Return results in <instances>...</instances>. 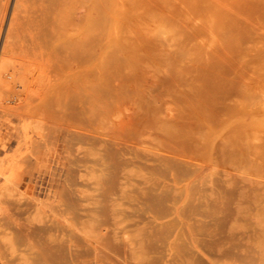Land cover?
<instances>
[{
  "label": "rangeland",
  "instance_id": "rangeland-1",
  "mask_svg": "<svg viewBox=\"0 0 264 264\" xmlns=\"http://www.w3.org/2000/svg\"><path fill=\"white\" fill-rule=\"evenodd\" d=\"M20 1L0 57L46 82L0 75V264H257L263 4Z\"/></svg>",
  "mask_w": 264,
  "mask_h": 264
},
{
  "label": "bare ground",
  "instance_id": "bare-ground-1",
  "mask_svg": "<svg viewBox=\"0 0 264 264\" xmlns=\"http://www.w3.org/2000/svg\"><path fill=\"white\" fill-rule=\"evenodd\" d=\"M15 1H16V0H15ZM19 1H20V0H19ZM26 1H27V0H26ZM55 1L58 2V0H55ZM55 1H54V3H53V0H52V1L49 0L48 2H46V3H47V6H48V5H51V6H52L51 3H53V4L55 5ZM62 1H63V0H62ZM245 1H248V0H245ZM245 1H244V2H245ZM20 2H21V1H20ZM29 2H31V1L29 0ZM252 2H254V4L252 3V5H250V7H251V6H254V5H255L256 7H258V6L261 7L262 4L264 5V0H253ZM31 3L34 4V2H31ZM43 3H44V1H43ZM245 3H248V4H249L250 2H245ZM245 3H244V4H245ZM21 4H23V3L21 2ZM28 4H29V3H28ZM60 4H61V3H60ZM19 5H20V4H19ZM44 5H45V4H44ZM54 5H53V6H54ZM263 5H262L263 8H261L262 11H263V9H264V6H263ZM58 6H59V5H58ZM60 6H61V5H60ZM247 6H248V5H247ZM22 7L24 8V6H22ZM27 7H28V6H27ZM27 7H26V8H27ZM36 7H37V6H36ZM36 7H35V10H37ZM49 8H50V7H49ZM50 9H53V8H50ZM50 9H49V10H50ZM253 9H255V8H253ZM257 9L259 10V8H256L255 10H257ZM27 10H28V8H27ZM47 10H48V9H47ZM49 10H48V11H49ZM25 11H26V9H25ZM31 11H32V7H31ZM33 11H34V10H33ZM33 11H32V12H33ZM42 11H43V10H42ZM57 11H58V10H57ZM259 11H260V10H259ZM26 12H27V11H26ZM38 12H39V11H38ZM260 12H261V11H260ZM44 13H45V10H44ZM49 13H50V11H49ZM255 13H256V12H255ZM28 14H29V11H28ZM33 14H35V12H34ZM51 14H52V12H51ZM37 16H38V15H37ZM39 16H40V15H39ZM39 16H38V17H39ZM45 16H46V15H45ZM28 17H29V16H28ZM40 17H42V16H40ZM46 17H48V15H47ZM49 17H51V15H49ZM42 19H45V17L42 18ZM49 19L51 20V18H49ZM52 19H53V17H52ZM57 19H58V18H57ZM36 21H37V19H36ZM44 21H45V20H44ZM46 21H48V20L46 19ZM53 21H54V19H53ZM33 22H34V20H33ZM38 22H41V20H40V21L38 20ZM49 22H50V21H49ZM43 23H44V22H43ZM46 23H48V22H46ZM51 24H52V23H51ZM34 25H35V24H34ZM34 25H33V26H34ZM36 25H37V24H36ZM36 25H35V26H36ZM48 25H49V23H48ZM42 26H43V25H42ZM42 26H41V27H42ZM28 27H29V26H28ZM37 28H38V27H36V29H37ZM39 28H40V27H39ZM39 28H38V30H39ZM49 28H50V27H49ZM27 29H28V28H27ZM30 30H31V29H30ZM38 30H37V32H40V31H38ZM41 33H43V32H41ZM29 34H30V33H29ZM35 34H36V33H35ZM42 35H43V34H42ZM260 35H261V34H260ZM33 37H34V36H33ZM49 37H50V34H49L48 38H49ZM260 37H262V36H260ZM39 38H40V37H39ZM39 38H38V39H39ZM25 39H26V38H25ZM258 41H259V40H258ZM24 42H25V41H24ZM24 42H23V43H24ZM37 42H38V41H37ZM27 43H28V42H27ZM259 43H260V41H259ZM259 43L257 44L258 47H259V45H260V46H261V45L264 46V43H263V42H262L263 44H261V43L259 44ZM24 44H25V43H24ZM32 44H34V43L32 42ZM35 44H36V43H35ZM27 45H28V44H27ZM42 45H43V44H42ZM33 46H34V45H33ZM45 46H46V45H45ZM29 48H30V47H29ZM34 48H35V47H34ZM37 48H38V47H37ZM40 48H42V47H40ZM46 48H47V47H46ZM42 49H43V48H42ZM21 50H22V49H21ZM24 50H25V49H24ZM24 50H23V51H24ZM33 50H34V49H33ZM262 50H263V49H262ZM31 51H32V50H31ZM43 51H44V50H43ZM25 52H26V51H25ZM40 52H42V51H40ZM250 52H251V51H250ZM253 52H254V51H253ZM26 53H27V52H26ZM35 53H36V52H35ZM248 53H249V52H248ZM256 53H258V52H256ZM27 54H28V53H27ZM31 54H34V53H31ZM259 54H260V53H259ZM18 55H19V54H18ZM23 55H24V53L22 54V58L24 57ZM40 55H41V54H40ZM42 55L45 56L43 53H42ZM252 55H253V54H252ZM252 55H250V56H251V58L253 59ZM260 55H261V54H260ZM260 55H259V56H260ZM263 55H264V54H262V55H261L262 57H261V58H258V60L264 58ZM25 56H26V55H25ZM35 56H36V58H37L38 60H40V59L37 57L36 54H35ZM35 56H34V58H35ZM38 56H39V55H38ZM48 56H49V54H48ZM17 57H18V56H17ZM28 57H29V56H28ZM36 58H35V59H36ZM40 58H42V57H40ZM24 59H27V61L30 60V59L28 60L27 57H24ZM24 59H22L21 62H15V63H17V64H14V63H13V62H14L13 59L9 58V56H8V57H0V75L4 76V77L6 78V81H7V82H10V81L16 82V81H17L18 84L21 85V87H22V86L24 87V90H25V87H27L29 81L32 82V83L38 84V85H40V84L45 85L44 83H45L46 81L42 80V78L45 79L44 76H42V73H43V72H42V73H37V71H36L37 76L34 75L35 77H33V78L30 76V78H32L31 80H29V79L27 78V75H28V74L26 75V73L32 72V71H31L32 69H31V65L29 66V64H28V63L26 62V60H24ZM37 59H36V62L38 61ZM15 60H16V59H15ZM19 60H21V57H20V59H19V57H18V61H19ZM23 60H24V61H23ZM41 60H42V59H41ZM43 60H44V59H43ZM46 60H48V58H47ZM250 60H251V59H250ZM16 61H17V60H16ZM30 61H31V60H30ZM48 61H49V60H48ZM48 61H47V62H48ZM261 61H262V60H261ZM31 62H32V61H31ZM256 62H257V61H256ZM263 62H264V61H263ZM41 63H42V62H41ZM41 63H38V64H41ZM34 64H35V61H34ZM38 64H35V65H38ZM45 64H46V63H45ZM258 64H261V63L259 62ZM262 64H264V63H262ZM254 65H255V64H254ZM34 67H35V66H34ZM34 67H33V69H36V68H37V67H35V68H34ZM38 67H39V65H38ZM46 67H47V65H46ZM260 67H262V66H260ZM260 67H259V68H260ZM40 68H42L41 65H40ZM254 68H255V66H254ZM38 69H39V68H38ZM257 69H258V68H257ZM262 69L264 70V65H263ZM39 70H40V69H39ZM42 70H43V69H42ZM47 70H48V68H47ZM34 72H35V70H34ZM45 73H46V72H45ZM33 74H35V73H33ZM263 74H264V73H263ZM263 74H262V76H263ZM43 75H45V74H43ZM46 75H47V73H46ZM46 75H45V77H46ZM257 75H259V74H257ZM41 76H42V77H41ZM41 81H43L44 83H41ZM4 82H5V80H4ZM8 84H9V83H8ZM5 85H6V84H5ZM30 85H31V84H30ZM30 85H28V87H29ZM43 85H41V86H43ZM1 86H4V84L1 85ZM33 86H34V85H33ZM41 86H40L39 88H42ZM8 87H10V86H8ZM28 87H27V88H28ZM5 88H7V85L5 86ZM5 88L2 87L1 90H2V89H5ZM35 88H38V86L36 87V85H35ZM9 89H10V88H9ZM9 89H8V91L6 90V91H7L6 93H8V92L10 93ZM29 89H30V88H28V90H29ZM0 93H1V92H0ZM1 94H2V93H1ZM8 96L10 97V94H9ZM13 96H14V95H13ZM1 98H2V97H1ZM1 98H0V99H1ZM3 98H4V97H3ZM246 100H248V98H246L245 101H246ZM0 101H1V100H0ZM250 101H251V100H250ZM252 101H253V100H252ZM252 101H251V102H248L247 105H249V106L252 105V107H253V102H254V101H253V102H252ZM243 102H244V101H243ZM0 103H1V102H0ZM249 103H251V105H250ZM243 105H245V102H244ZM256 107H257V106H256ZM245 108H246V106H245ZM254 108H255V107H254ZM243 109H244V107H243ZM246 109H247V108H246ZM255 109L258 110V108H255ZM80 110L83 112V110L79 107L78 113L80 112ZM257 110H255V111H257ZM247 111H248V110H247ZM249 111L251 112V110H249ZM258 111H259L260 114L262 115V118H261V119H263V121H264V108H262V109L260 108V110H258ZM258 111H257V113H258ZM82 112H81V113H82ZM253 113H254V112H253ZM248 114H249V113H248ZM252 115H253V114H252ZM258 115H259V113L257 114V116H258ZM255 116H256V115H255ZM257 116H256V117H257ZM253 119H254V118L250 117V119H248V121H254ZM256 119H258V118H256ZM255 121H256V120H255ZM81 136H82V135H81ZM88 137H89V136H88ZM82 139H83V138H82ZM93 140H96V139H93ZM84 141H86V139H85ZM93 142H94V141H93ZM95 142H96V141H95ZM116 150H118V148H117ZM116 150H115V151H116ZM126 152H127V151H126ZM116 155H117V154H116ZM132 155H133V154H132ZM162 157H163V156H162ZM166 157H167V156H166ZM166 157H163V158H166ZM169 157H170V156H169ZM167 158H168V157H167ZM171 158H172V156L170 157V159H171ZM159 160H160V159H159ZM161 160H163V159H161ZM176 160H177V159H176ZM11 161H12V160H11ZM120 161H121V160H120ZM164 161H165V160H164ZM182 161H183V160H182ZM167 162H168V161H167ZM172 162H174V160H173ZM176 162H177V161H176ZM176 162H174V163H176ZM170 163H171V162H170ZM177 163H178V162H177ZM177 163H176V164H177ZM3 164H4V163H3ZM9 165H10V164H9ZM162 165H164V164H162ZM165 165H166V164H165ZM170 165H171V164H170ZM174 165H175V164H174ZM166 166H167V165H166ZM177 166H178V165H177ZM8 167H9V166H8ZM13 168H14V167H13ZM162 169H163V168H162ZM12 170H13V169H12ZM15 170H16V168H15ZM166 170H168V169H166ZM3 171H4V170H3ZM7 171H8V170H7ZM157 171H158V170H157ZM174 171H175V170H174ZM174 171H173V172H174ZM179 171H180V170H179ZM190 171H192V169H191ZM193 171H195V170H193ZM193 171H192V172H193ZM4 172H6V171H4ZM8 172H9V171H8ZM158 172H159V171H158ZM158 172H157V173H158ZM175 172H176V171H175ZM9 173H10V172H9ZM154 173H155V172H154ZM181 173H182V172H181ZM155 174H156V173H155ZM159 174H160V173H159ZM179 174H180V173H179ZM183 174H185V173L180 174V176H181V175L184 176ZM190 174H191V172H190ZM6 175H7V174H6ZM160 175H162V174H160ZM185 175H186V174H185ZM7 176H8V175H7ZM186 176H187V175H186ZM174 177L177 178L178 175H177V176L174 175ZM163 178H164V177H163ZM166 178H167V176H166ZM168 178H169V177H168ZM173 179H175V178H173ZM155 180H156V179H155ZM169 180H170V179H169ZM14 181H15V178H14ZM163 182H164V181H163ZM175 182H176V181H175ZM6 183H8V182H5V181H4V184H6ZM154 183H155V182H154ZM157 183H159L158 180H157ZM165 183H166V182H164V184H165ZM2 184H3V183H2ZM8 185H9V184H8ZM158 185H159V184H158ZM6 186H7V185H6ZM6 186L4 185V188H5ZM163 186H164V185H161V187H163ZM165 186L167 187V185H165ZM155 187H156V186H155ZM1 188H2V187H1ZM1 188H0V189H1ZM156 188H157V187H156ZM173 188H174V187H173ZM176 189H177V188H176ZM3 190H6V189H3ZM3 190H2V192H1L2 194L4 193ZM8 190H10V189H8ZM165 190H166V189H165ZM167 190H168V189H167ZM173 190H174V189H173ZM167 192H168V191H167ZM170 193H171V192H170ZM175 194H176V193H175ZM177 194H178V193H177ZM169 195H170V194H169ZM169 195H168V196H169ZM173 196H174V195H173ZM173 196H172V197H173ZM160 199H161V198H160ZM170 199H171V197H170ZM177 199H178V198H177ZM168 200H169V199H168ZM168 200H167V201H168ZM163 201H164V200H163ZM169 201H170V200H169ZM161 202H162V201H161ZM191 208H192V207H191ZM194 209H195V207H194ZM183 210H184V209H183ZM172 211H173V210H172ZM193 211H194V210H193ZM160 213H161V211H160ZM160 213H159V211L157 212L158 215H159ZM162 214H163V213H162ZM179 214H180V213H179ZM184 214H185V213H184ZM189 214H190V213H189ZM189 214H188V217L190 216ZM160 215H161V214H160ZM153 216H154V215H153ZM164 216H165V215H164ZM181 216H182V215H181ZM186 216H187V215H186ZM186 216H185V217H186ZM181 224H182V223H181ZM162 225H163V224H162ZM194 227H196V226H194ZM202 227H203V226H202ZM202 227H201V229H202V230H205V228L203 229ZM193 229H194V228H193ZM193 229H192V230H193ZM198 230H199V229H198ZM0 234H1V233H0ZM0 237H1V236H0ZM1 239H2V237H1ZM3 239H4V238H3ZM0 242L3 243V241H0ZM4 242H5V241H4ZM262 242H264V241L262 240ZM262 242L260 241V242H259L260 245L258 244L259 247L257 246L258 249H260V251L257 249V253L261 252V253H259L258 255L256 254V256L260 257L257 261L255 260L257 264H258V262H259V264H264V257H263V259L261 258V256H264L263 250L261 251L262 244H263V246H264V243H262ZM260 246H261V247H260ZM4 247H5V246H4ZM1 248H2V247H1ZM3 249L5 250V248H3ZM184 250H185V249H184ZM252 251H253V250H252ZM258 251H259V252H258ZM4 252H5V251H4ZM4 252H3V253H4ZM249 253H250V252H249ZM260 255H261V256H260ZM5 257H6V255H5ZM251 257H252V256H251ZM1 258H2V257H1ZM17 258H18V257H16L15 259H17ZM249 258H250V257H249ZM2 259H3V258H2ZM10 259H11V258H10ZM255 259H257V257H255ZM259 260H260V261H259ZM3 261H4V260H3ZM11 261H12V259H11ZM255 261L253 260V262H255ZM14 263H16V262H14ZM3 264H4V263H3ZM16 264H17V263H16Z\"/></svg>",
  "mask_w": 264,
  "mask_h": 264
}]
</instances>
